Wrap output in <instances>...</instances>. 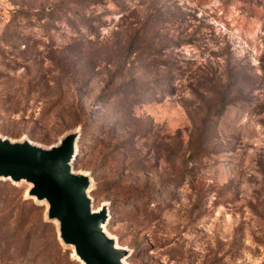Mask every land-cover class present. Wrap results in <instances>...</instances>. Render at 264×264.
<instances>
[{
    "label": "rangeland",
    "instance_id": "374dc122",
    "mask_svg": "<svg viewBox=\"0 0 264 264\" xmlns=\"http://www.w3.org/2000/svg\"><path fill=\"white\" fill-rule=\"evenodd\" d=\"M126 264H264V0H0V137L50 147ZM0 181V264H80Z\"/></svg>",
    "mask_w": 264,
    "mask_h": 264
},
{
    "label": "water",
    "instance_id": "95a60500",
    "mask_svg": "<svg viewBox=\"0 0 264 264\" xmlns=\"http://www.w3.org/2000/svg\"><path fill=\"white\" fill-rule=\"evenodd\" d=\"M79 136L69 132L50 147L0 137V181L27 186L26 198L45 205V221L80 264H126L127 251L104 229L106 205L92 209L89 176L72 170Z\"/></svg>",
    "mask_w": 264,
    "mask_h": 264
}]
</instances>
